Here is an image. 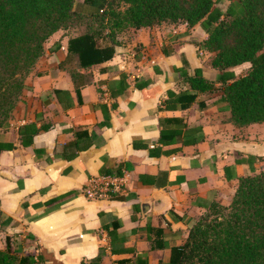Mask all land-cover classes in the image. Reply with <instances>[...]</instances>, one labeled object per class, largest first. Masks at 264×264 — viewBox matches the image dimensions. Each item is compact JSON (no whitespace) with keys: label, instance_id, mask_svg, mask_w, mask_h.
<instances>
[{"label":"crops","instance_id":"crops-1","mask_svg":"<svg viewBox=\"0 0 264 264\" xmlns=\"http://www.w3.org/2000/svg\"><path fill=\"white\" fill-rule=\"evenodd\" d=\"M206 37L184 22L120 33L79 93L64 49L37 59L0 123V249L18 234L20 254L44 264H169L212 204L264 170V122L234 124L219 83L190 84L220 73ZM104 173H126V191L87 198Z\"/></svg>","mask_w":264,"mask_h":264},{"label":"trees","instance_id":"trees-1","mask_svg":"<svg viewBox=\"0 0 264 264\" xmlns=\"http://www.w3.org/2000/svg\"><path fill=\"white\" fill-rule=\"evenodd\" d=\"M74 1L0 0L1 124L12 117L48 39L84 19L82 32L51 47L65 50L59 65L71 64L78 93L91 81L93 66L113 56L120 33L162 22L199 23L207 33L200 45L220 73L208 80L197 70L191 86L207 90L219 83L234 124L264 122V0H231L225 10L219 0H85L87 11L75 9ZM238 66L245 72L237 74ZM19 242L18 234L6 236L0 264H44L40 253L20 254ZM169 264H264V170L242 176L230 204H212L172 247Z\"/></svg>","mask_w":264,"mask_h":264},{"label":"built area","instance_id":"built-area-1","mask_svg":"<svg viewBox=\"0 0 264 264\" xmlns=\"http://www.w3.org/2000/svg\"><path fill=\"white\" fill-rule=\"evenodd\" d=\"M126 188V173H104L90 176L83 188V193L87 198L97 200L122 194Z\"/></svg>","mask_w":264,"mask_h":264},{"label":"rangeland","instance_id":"rangeland-1","mask_svg":"<svg viewBox=\"0 0 264 264\" xmlns=\"http://www.w3.org/2000/svg\"><path fill=\"white\" fill-rule=\"evenodd\" d=\"M231 0H219L217 2V5L222 8L223 10L226 9V7L228 6L229 2ZM74 7L75 9L77 10H80V11H87L89 9V6L85 3V0H75L74 1ZM85 21V19H84ZM82 21V23L78 26V28H71L70 31H64V30H59L57 31L56 33H54L49 39L48 41L46 42V50H50L51 47L55 46L56 43H54L56 40H60L62 39L63 42L66 41V39L69 37V36H72V35H75L77 33H80L82 32L84 29H85V22ZM34 66L35 64L33 65V67L31 68L30 72L34 69ZM242 68V69H241ZM239 69H237V71L239 73H243L245 72L246 68L245 67H241ZM29 72V73H30ZM28 73V74H29ZM15 110V109H14ZM14 112V111H13Z\"/></svg>","mask_w":264,"mask_h":264},{"label":"water","instance_id":"water-1","mask_svg":"<svg viewBox=\"0 0 264 264\" xmlns=\"http://www.w3.org/2000/svg\"><path fill=\"white\" fill-rule=\"evenodd\" d=\"M193 40H200V38L199 37H194V38H192Z\"/></svg>","mask_w":264,"mask_h":264}]
</instances>
